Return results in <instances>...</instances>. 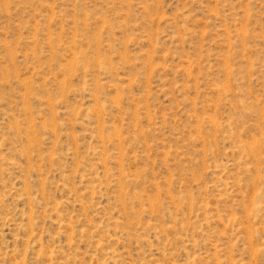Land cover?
Instances as JSON below:
<instances>
[{"label": "rangeland", "instance_id": "1", "mask_svg": "<svg viewBox=\"0 0 264 264\" xmlns=\"http://www.w3.org/2000/svg\"><path fill=\"white\" fill-rule=\"evenodd\" d=\"M0 264H264V0H0Z\"/></svg>", "mask_w": 264, "mask_h": 264}]
</instances>
